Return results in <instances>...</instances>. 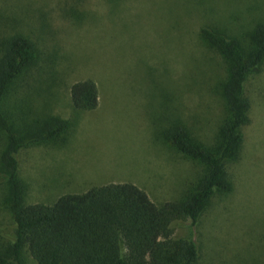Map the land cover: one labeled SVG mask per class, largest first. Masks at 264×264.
<instances>
[{
  "label": "rangeland",
  "instance_id": "obj_1",
  "mask_svg": "<svg viewBox=\"0 0 264 264\" xmlns=\"http://www.w3.org/2000/svg\"><path fill=\"white\" fill-rule=\"evenodd\" d=\"M259 4L264 0H244L234 5L238 19L222 21L202 17L195 0H0V41L20 33L37 52L4 106L24 102L72 123L55 140L19 150L24 201L51 204L111 182L133 183L157 204L179 199L201 166L163 131L178 122L195 141L213 144L223 116L214 86L226 60L196 32L207 23L244 37ZM248 12L252 17L240 18ZM84 78L97 85L98 105L74 115L68 88ZM246 94L250 121L240 157L226 164L230 189L214 194L194 227L185 220L175 229L192 234L196 264H264V67L248 80ZM2 142L0 133V148ZM3 191L0 182V243L12 237ZM23 257L36 264L27 249Z\"/></svg>",
  "mask_w": 264,
  "mask_h": 264
},
{
  "label": "trees",
  "instance_id": "obj_2",
  "mask_svg": "<svg viewBox=\"0 0 264 264\" xmlns=\"http://www.w3.org/2000/svg\"><path fill=\"white\" fill-rule=\"evenodd\" d=\"M195 1L202 6L196 9L202 17L213 15L222 21L238 19L234 8L244 4V0H234V4L233 0L226 4L222 0ZM256 6L258 16L244 37L207 23L196 32L202 45L226 60L225 74L214 86L223 116L213 144L195 141L178 122L163 131L164 139L177 152L201 166V173L179 199L160 204L129 182L62 194L51 204L24 201L19 150L55 140L72 123L57 115L36 113L24 102L4 106L11 86L35 64L37 52L32 41L20 33L0 41L1 200L12 226V237L0 243V264H25V249L36 264H196L199 250L192 234L179 236L175 229L185 220L194 227L214 194L230 189L226 164L240 157L242 128L250 121L246 84L264 67V6ZM68 97L74 115L92 110L98 105L97 85L89 78L74 81Z\"/></svg>",
  "mask_w": 264,
  "mask_h": 264
}]
</instances>
